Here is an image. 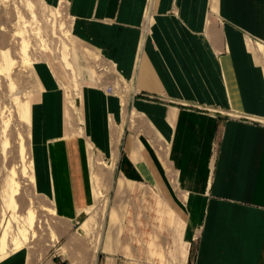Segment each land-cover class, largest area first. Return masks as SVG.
<instances>
[{
	"label": "crops",
	"instance_id": "crops-1",
	"mask_svg": "<svg viewBox=\"0 0 264 264\" xmlns=\"http://www.w3.org/2000/svg\"><path fill=\"white\" fill-rule=\"evenodd\" d=\"M49 2L71 17L74 70L56 59L78 78L84 127L70 120L72 83L58 80L47 56L28 100L37 193L76 227L95 198V146L124 181L120 193L145 185L179 217L174 264H264V0ZM87 52L125 80L128 105L80 62ZM0 264L80 263L23 246Z\"/></svg>",
	"mask_w": 264,
	"mask_h": 264
},
{
	"label": "rangeland",
	"instance_id": "rangeland-1",
	"mask_svg": "<svg viewBox=\"0 0 264 264\" xmlns=\"http://www.w3.org/2000/svg\"><path fill=\"white\" fill-rule=\"evenodd\" d=\"M17 6V13L19 12L25 25L23 32L27 36L30 34V42L24 48L19 45L18 50L11 51L7 43L0 41V240L13 214V209L8 206L6 199L11 191V169L16 166L19 174L15 180L20 184L16 195L18 214L25 216L27 209L31 207L36 210L37 215L35 227L30 230L33 236L30 235V240L23 245L29 247L32 252L44 248L48 253L57 252L66 256L71 263L80 264H174L176 249L182 243L177 227L178 216L163 213L162 209H165V206L171 209L172 207L164 196L157 194L153 189L141 184L126 183L124 188L127 194L120 193L119 187L125 183L117 179L113 170L110 182H103L104 184L101 182V192L104 196L101 194L97 197L98 187L94 186L95 198L92 196V207L74 228L68 227L69 223L60 217L51 202L37 193L28 100L31 94L35 95L38 92L35 65L43 62L42 60L47 56L58 80L67 85L72 83V74L60 60L56 59L64 58L62 61L70 70H74L71 63L74 48L71 40V17L65 4L56 5L49 0H17ZM24 33H16L20 42ZM74 44L81 51L90 47L77 39L74 40ZM20 52L26 53L28 55L26 57L32 62L21 69L20 79L12 83V72L16 69L13 68L11 61L13 59L20 61L22 57ZM85 57L87 61L82 58L79 61L91 67L102 85L107 87L108 92H120L123 101L125 100L124 104L128 105V96L124 94L125 80L119 76V73L92 53H85ZM86 83L102 86L98 82L85 81L82 87ZM110 86L113 90H110ZM62 88L65 93V88ZM71 90L75 94L77 108L75 110L69 108L70 120L72 123L79 121L78 123L84 127L78 78H75L67 88L68 103L72 95ZM81 135L87 139L85 131ZM20 137L24 139L27 147L25 162H22L20 157ZM94 150L96 153L93 150L91 153L96 157L98 154L107 163H111L95 146ZM97 158L101 162L99 165L101 171L109 168L106 162ZM23 163L27 168L25 174L21 171ZM110 167L113 169V166ZM101 174L102 172L99 176ZM93 184L95 185L94 177ZM91 186L93 188L92 180ZM90 216L92 219L87 226H84V222ZM73 239L80 243V250L73 246ZM107 244L111 249H118L119 252L105 250ZM153 246L164 254L163 262L160 261L159 256L150 251ZM88 253L90 255L87 256ZM1 257L3 255L0 253Z\"/></svg>",
	"mask_w": 264,
	"mask_h": 264
},
{
	"label": "bare ground",
	"instance_id": "bare-ground-1",
	"mask_svg": "<svg viewBox=\"0 0 264 264\" xmlns=\"http://www.w3.org/2000/svg\"><path fill=\"white\" fill-rule=\"evenodd\" d=\"M29 4L31 6V3ZM17 9H18L17 0H0V41L7 43L11 51L18 50L19 45H22V48H24L26 47V44L30 42V38H29L30 34L27 36V34L23 32V30L25 29V25L22 22L20 15L18 14L19 12L17 13ZM16 33H24L21 42L17 38L18 35H16ZM20 54L22 55L20 61L15 59L11 61L13 68L16 69L12 72V77H11L12 83L20 79L21 69L23 67H27L32 62L28 60V58L26 57L28 55L26 53L20 52ZM63 59L64 58H62V60ZM71 94L72 95L71 97H69L70 101L68 104L70 110H75L77 108L75 103L76 101L75 94L73 93V91ZM27 154L28 152H27V147L24 144V139L20 137V157L22 162H25V160L27 159ZM91 164H92L91 168L93 170V177L95 183L94 186L98 187V191H96V195L97 197H99L101 194H102L101 196H104L103 193L101 192V182L102 183L110 182L112 177L111 176L112 167L109 166L108 169L101 171V168L99 167L101 162L98 161V158L93 153H91ZM21 168L23 174L27 173V168L25 167V163L22 164ZM101 172L102 174L99 176ZM18 174L19 171L17 170V167L16 166L12 167L10 173L11 191H9L10 194L8 193L9 195L6 199V203H8V206L13 209V214L11 219H9V222L6 224L4 228V232L0 240V253L3 255V257L9 254L10 252L19 249L30 240V238L33 236L30 233V230L33 229V227H35V221L37 217L36 210L31 207L27 209L25 216H21L18 214L17 210L19 206L16 199V195L20 189V184L18 181L15 180V177ZM90 219H92L91 216L87 218V220L84 222L83 225L87 226Z\"/></svg>",
	"mask_w": 264,
	"mask_h": 264
},
{
	"label": "built area",
	"instance_id": "built-area-1",
	"mask_svg": "<svg viewBox=\"0 0 264 264\" xmlns=\"http://www.w3.org/2000/svg\"><path fill=\"white\" fill-rule=\"evenodd\" d=\"M111 88H112V86H110V90H112V89H113V88H112V89H111Z\"/></svg>",
	"mask_w": 264,
	"mask_h": 264
}]
</instances>
